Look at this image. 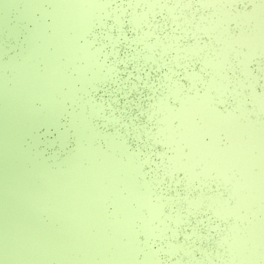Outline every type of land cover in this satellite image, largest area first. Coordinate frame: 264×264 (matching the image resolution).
<instances>
[{"label": "water", "instance_id": "95a60500", "mask_svg": "<svg viewBox=\"0 0 264 264\" xmlns=\"http://www.w3.org/2000/svg\"><path fill=\"white\" fill-rule=\"evenodd\" d=\"M233 2L94 0L88 27L75 44L94 53L99 78L91 81L93 71L87 69L86 81L77 79L75 66L87 64L82 57L64 64L74 84L69 95V85L60 82L64 112L58 129L51 122H30L24 133L13 130L26 172L44 164L71 175L73 191L66 195L83 218L87 264H264L259 186L264 191V8L260 0ZM42 8L51 4L44 0ZM14 14L12 9L9 17ZM33 15L44 18L47 33L52 32L49 14L41 16L36 8ZM23 22V29L34 23ZM23 36V31L17 37L5 32L3 59L20 48ZM36 65L42 70L43 60ZM72 112L88 116L94 141L75 126ZM59 131L66 134L63 143ZM78 142L93 147L94 159L93 153L77 152ZM101 152L130 165L131 185L122 181L120 169L108 171L111 165ZM76 154L91 178L67 168L66 160ZM49 170L36 178L44 180ZM60 185L56 201L45 202L52 212L36 214L50 243L56 235L45 223L76 230L72 213L62 210ZM14 187L24 185L14 181ZM22 207L23 225L32 220L33 210ZM1 227L7 239L20 244L23 236ZM131 234L132 256L125 252ZM33 249L44 256L43 264H57L50 248ZM66 251L76 264L81 252Z\"/></svg>", "mask_w": 264, "mask_h": 264}, {"label": "rangeland", "instance_id": "374dc122", "mask_svg": "<svg viewBox=\"0 0 264 264\" xmlns=\"http://www.w3.org/2000/svg\"><path fill=\"white\" fill-rule=\"evenodd\" d=\"M43 1L0 0V38L4 36L5 32L15 37L20 32H24L20 48L16 49L17 51L8 58L3 59L7 44L1 42L0 46V223H2L0 227L3 226L1 228L4 230L19 233V236L24 238H22L20 244H18V241L14 244L15 240L12 242L7 239L6 234L0 229V264H43L44 256L42 257L41 254H37L39 252L34 253L31 250L42 246L43 248H50L49 250L57 259V264H75L67 257V248H73L81 252V257L76 264H87L88 246L85 229L82 226L83 218L79 208L71 201V195H66L67 192L73 191L71 175L61 173L63 172L62 169L58 170L60 174H57L58 171L49 170L44 164L34 166L26 172V168H23L25 164L19 156L16 149L18 146L15 145L16 142L13 136V130L19 134L24 133L27 123L30 122L37 124L51 122L58 129L60 115L64 112V104L57 94L60 82L65 81L69 85V95L72 94V85L74 84L73 77L66 72L64 64L71 62V60L75 61L77 57H82L87 61V64L75 66V69L78 70L77 79L86 81L87 69L93 71L91 81H94L95 77L99 78L94 68L97 65V62L93 59L94 53L84 46L75 44V38L85 29L86 16L88 9H91L92 1L46 0L51 4L49 10L42 8ZM21 2L23 4L20 7ZM36 8L41 10V16L46 14L51 16L49 23L52 26L51 33L48 34L46 31L44 18L36 19L33 15V10ZM12 9H14L15 14L11 18L9 15ZM29 18L34 21L33 26L23 29V21L29 20ZM49 43L54 45L53 50L48 49L50 47ZM61 54L65 57L63 62L60 60L63 57ZM38 58H41L44 62L42 70L36 65ZM7 68H10L9 72ZM69 95L68 97L72 98ZM36 99L42 101L40 107L33 105L37 102ZM182 119H184L183 116ZM72 120L79 130L83 128L88 133L89 139L94 141V131L88 116H84L80 112H74ZM60 131L59 138L63 143L67 137L64 132ZM77 149L79 153L85 152L90 155L93 153L91 159H94L96 151L92 146L83 148L78 142ZM13 152H15V158L12 157ZM104 153L101 152L105 161L111 165L108 171L115 174L120 169L124 173L122 181L127 186L131 185L132 170L130 165L127 167L119 159L115 160V158H111L112 156ZM66 164L69 170L84 180L92 177L87 168L78 164L77 154L69 156ZM42 169L49 170L51 174H48L44 180H39L36 176ZM121 171L119 173H122ZM192 175L193 173H191ZM14 181L23 184L24 187L22 189L14 187ZM60 184H63L65 192V197L61 199L62 210L72 213L74 222H76V230L69 233L65 230V226H53L47 222L44 225L51 227L56 235V240L50 243L46 241L41 227L44 222L36 214H40L43 212L42 210L47 211L49 214L52 212V209L47 207L46 203L51 199L53 202L56 201L58 194L61 193ZM259 186L261 192H264L261 184ZM80 196L90 206L88 194L82 190ZM11 202L13 206L16 204L14 209H11L13 207ZM22 206H30L33 210L32 220L23 222V225L21 221L26 219V216ZM156 210L157 208L152 207V212L156 213ZM56 217L57 213L53 214V219ZM99 229L102 231L101 228ZM144 229H146V232L150 231L146 223ZM127 230L129 231V229ZM150 234V232L147 233V235ZM31 241L34 242V245ZM131 241L125 252L132 256L135 250L133 234H131ZM236 241L239 245V238ZM15 245L19 249H16Z\"/></svg>", "mask_w": 264, "mask_h": 264}, {"label": "snow or ice", "instance_id": "6c2138e0", "mask_svg": "<svg viewBox=\"0 0 264 264\" xmlns=\"http://www.w3.org/2000/svg\"><path fill=\"white\" fill-rule=\"evenodd\" d=\"M243 4V0H234L232 6H238V5H241ZM244 6H247V5H244ZM261 8H264V0H260V5H259ZM261 79H264V73L261 74L260 76Z\"/></svg>", "mask_w": 264, "mask_h": 264}, {"label": "bare ground", "instance_id": "6f19581e", "mask_svg": "<svg viewBox=\"0 0 264 264\" xmlns=\"http://www.w3.org/2000/svg\"><path fill=\"white\" fill-rule=\"evenodd\" d=\"M91 1H92V6H91V9H92L93 4H94V3H93L94 0H91ZM91 9H88V12H89V13H90V10H91ZM88 12H87V13H88ZM86 17H87V16H86ZM86 27H88V23L85 22V28H86ZM83 30H84V29H83Z\"/></svg>", "mask_w": 264, "mask_h": 264}]
</instances>
